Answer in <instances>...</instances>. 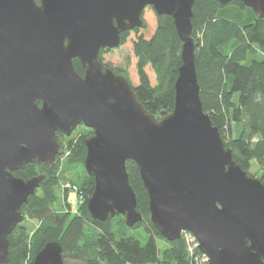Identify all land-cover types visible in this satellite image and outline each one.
<instances>
[{
    "label": "water",
    "instance_id": "1",
    "mask_svg": "<svg viewBox=\"0 0 264 264\" xmlns=\"http://www.w3.org/2000/svg\"><path fill=\"white\" fill-rule=\"evenodd\" d=\"M240 1L264 17V0ZM193 2L0 0V264H8V234L24 218L22 204L46 178L13 171L35 161L51 168L63 153L57 133L68 136L79 124L92 129L83 167L94 181L86 203L93 219L122 214L128 227L141 221L126 171L131 160L165 240L189 231L208 264H264V183L233 160L203 111ZM146 5L171 16L182 42L173 106L158 117L125 75L99 59L100 49L119 46L122 32L143 26ZM30 264H64L59 241L45 242Z\"/></svg>",
    "mask_w": 264,
    "mask_h": 264
},
{
    "label": "trees",
    "instance_id": "2",
    "mask_svg": "<svg viewBox=\"0 0 264 264\" xmlns=\"http://www.w3.org/2000/svg\"><path fill=\"white\" fill-rule=\"evenodd\" d=\"M149 10L155 20L150 35L146 36L141 31L146 27L144 14ZM141 17L143 26L133 27L120 35V43H123L131 32L135 33L131 46L136 58L133 75L137 82L132 85L129 80L128 62L116 67V72L128 78L144 108L158 117L173 106V83L181 63L182 42L171 16L159 15L152 6L146 5ZM190 36L194 42L195 71L203 111L218 128L233 160L250 176H254L250 167L255 161L261 170L259 179L264 183V17H259L240 0L224 4L216 0H194ZM73 64L82 74L84 69L77 58L73 59ZM233 124L239 125L235 133L232 132ZM84 139L74 144L69 141L68 164L83 167ZM57 164L48 168L39 162H29L13 171L23 179L43 171L46 178L21 206L24 216L40 222L41 231L35 234L38 240L31 243L25 226L21 222L16 224L8 234V264H30L37 250L49 240L61 244L64 264H68V258L73 260L72 264H196L187 259L182 238L167 241L152 225L147 192L133 161L126 162V171L142 219L131 227H143L147 231L145 242L131 236L115 238L116 225L128 227L122 214L105 221L90 216L86 203L94 181L85 172L78 186L70 182L83 197L77 212L53 210ZM157 239L165 241L167 246L160 249Z\"/></svg>",
    "mask_w": 264,
    "mask_h": 264
},
{
    "label": "rangeland",
    "instance_id": "3",
    "mask_svg": "<svg viewBox=\"0 0 264 264\" xmlns=\"http://www.w3.org/2000/svg\"><path fill=\"white\" fill-rule=\"evenodd\" d=\"M144 16L146 21V27H144V29L141 32L144 35L148 36L152 31L155 16L150 10L145 12ZM134 36L135 33L131 32L126 38L125 42L120 43L119 46L115 48L102 52L101 55L104 63H107L112 67H120L128 62V75L132 85L137 82L136 75H133L136 58L133 55L132 46H131V41ZM235 126L238 125L236 124L232 125V132L234 133L236 130ZM91 134L92 132L90 128L79 124V126H77L71 132L70 135L66 136L63 134V136L61 137L62 143L66 144L67 146L65 148V151L61 155L57 156L58 159H55L54 162L56 164L58 163L57 164L58 182L57 185L55 186L56 198L52 204L53 210H55L56 212L62 213V212L71 211L73 213H76L78 204H80L83 200L81 194L76 190L77 188H75V186L70 182L74 181L75 182L74 184L78 186V184L81 182V179L83 178V173L85 172V170L84 167H82L81 165L68 164L67 159L69 157V151H70L68 146H69V141H71L74 144L77 143V141L80 138L82 137L85 138ZM250 172L252 173V175H254L253 177L259 179L261 170L259 166L255 163V161H252ZM38 173L43 174V171H39ZM67 202L69 203V205L67 204ZM21 224L25 226V229L29 234V240L31 241V243L35 244L36 241L38 240V237L35 234L41 231L40 222L34 218L24 216L23 220L21 221ZM113 231L116 239H119L120 237L123 236L135 237L141 242H145L148 239V233L143 227L120 228L116 225ZM189 234L191 233L189 232L181 233V237H180L182 238L185 247L186 257L187 259H192L196 264H204L206 256L202 255L201 252H199L200 254L196 253L193 247L194 243L191 241ZM34 236L36 237V240L33 239ZM157 246L160 249H163L167 246V243L161 239H157ZM67 263L72 264L73 260H69L68 258ZM147 264H154V263H147Z\"/></svg>",
    "mask_w": 264,
    "mask_h": 264
},
{
    "label": "flooded vegetation",
    "instance_id": "4",
    "mask_svg": "<svg viewBox=\"0 0 264 264\" xmlns=\"http://www.w3.org/2000/svg\"><path fill=\"white\" fill-rule=\"evenodd\" d=\"M121 38V37H120ZM121 42V41H120ZM115 48V47H114ZM110 49H112V48H108V47H105V48H102V49H100V51H99V54L100 55H102V52H105V51H108V50H110ZM101 62L103 63V65L104 66H108V67H110L114 72H116V67H112V66H110V65H108L107 63H104V61L102 60V56H101ZM116 73H119V72H116ZM83 74V73H82ZM120 74V73H119ZM38 102H40V101H38ZM80 125H82V124H80ZM77 126H79V125H77ZM63 135L61 134V133H57V139H58V141H59V143L63 146V152L65 151V148H66V144H64V143H62V140H61V137H62ZM57 156H59V155H57ZM57 156H55V159H56V157ZM35 162H37V161H35ZM55 162V161H54ZM40 164H45V163H43V162H39ZM46 165V164H45ZM53 165H54V163H53ZM52 165V166H53ZM16 176V175H15ZM19 177V176H18ZM40 186V185H39ZM39 186L37 187V188H39ZM75 186V188H76V185H74Z\"/></svg>",
    "mask_w": 264,
    "mask_h": 264
},
{
    "label": "built area",
    "instance_id": "5",
    "mask_svg": "<svg viewBox=\"0 0 264 264\" xmlns=\"http://www.w3.org/2000/svg\"><path fill=\"white\" fill-rule=\"evenodd\" d=\"M189 231H183L182 233H188ZM189 233H191V232H189ZM192 234V233H191ZM191 234H189L190 235V238H191V241L194 243V250L195 249H197L198 250V248H197V241H196V239H195V237L193 236H191ZM199 251V250H198ZM200 252V251H199ZM202 255H204V254H202ZM205 256V255H204ZM204 264H208V261H207V258L205 259V263Z\"/></svg>",
    "mask_w": 264,
    "mask_h": 264
},
{
    "label": "crops",
    "instance_id": "6",
    "mask_svg": "<svg viewBox=\"0 0 264 264\" xmlns=\"http://www.w3.org/2000/svg\"><path fill=\"white\" fill-rule=\"evenodd\" d=\"M237 125V124H236ZM238 128H239V125L238 126H235V132H237L238 131Z\"/></svg>",
    "mask_w": 264,
    "mask_h": 264
}]
</instances>
